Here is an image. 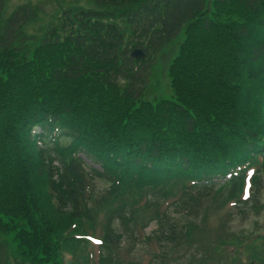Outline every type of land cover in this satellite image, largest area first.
<instances>
[{
    "label": "trees",
    "instance_id": "16d2710c",
    "mask_svg": "<svg viewBox=\"0 0 264 264\" xmlns=\"http://www.w3.org/2000/svg\"><path fill=\"white\" fill-rule=\"evenodd\" d=\"M93 4L64 13L33 46L22 31L31 15L20 7L4 17L0 0V235L13 240L16 264H63L67 251L81 264L76 236L101 218L99 264H122L113 252L137 227L142 192L149 211L173 190L180 200L167 209L184 222L158 213L153 237L160 264H177L169 250L205 220L210 180L264 160V0ZM128 33L149 57L181 37L170 97L144 98L151 59H129ZM231 179L211 204L236 196L242 174ZM94 180L108 184L98 198Z\"/></svg>",
    "mask_w": 264,
    "mask_h": 264
},
{
    "label": "rangeland",
    "instance_id": "374dc122",
    "mask_svg": "<svg viewBox=\"0 0 264 264\" xmlns=\"http://www.w3.org/2000/svg\"><path fill=\"white\" fill-rule=\"evenodd\" d=\"M6 5L9 7L8 11L11 12L15 6L23 4H31L35 6L38 10L36 19L31 24L26 26V31L31 36H36L39 38L43 31H48L50 27L54 26L57 21L56 17L61 11L68 9L82 8L86 9L92 6L91 0H5ZM16 8V7H15ZM121 28V24H119ZM175 53V46L169 48L167 52H163L157 55L152 62V68L150 71V81H148V98H161L168 97L170 95L167 80H166V66L168 61L172 58ZM261 181L259 182L260 190L256 193L257 201L253 204V209H250L247 213L238 214L239 207L227 211L225 209V203L221 202L219 206H214V204L209 203L206 207L207 218L205 220L199 217L196 220V225L192 228L195 235L191 236L187 243L172 250L171 256H180L181 259L178 260V264H188L187 260L189 255L196 258L193 259V264H198L201 260L197 257L198 254L203 253L206 257H214L217 252L199 246V241H206L213 246L221 248L224 255H229L233 250L237 249L235 245L232 244L233 241H226L227 239H233V233L240 234L242 232H247L248 239L257 235L258 229L264 231V172L260 176ZM102 186L97 185V189ZM257 187L255 189V192ZM256 198V197H255ZM218 207V208H217ZM211 209V210H210ZM138 222L147 223L151 217L152 213L150 211H138ZM183 221V220H182ZM155 225L151 224L145 231L148 233L153 230ZM231 229L232 231H228ZM241 237L239 236V240ZM260 241L255 240L251 245L252 248L258 249L260 247ZM134 242H128L127 247L131 248ZM13 245L10 242H3L0 245V264H14L13 259ZM207 252V253H204ZM133 254L125 255L121 254L120 259L127 262H140L144 255H149L151 258L159 254L158 246L149 242L137 246V250L132 251ZM234 255V254H233ZM64 264L67 263L64 260Z\"/></svg>",
    "mask_w": 264,
    "mask_h": 264
},
{
    "label": "water",
    "instance_id": "95a60500",
    "mask_svg": "<svg viewBox=\"0 0 264 264\" xmlns=\"http://www.w3.org/2000/svg\"><path fill=\"white\" fill-rule=\"evenodd\" d=\"M131 56L135 57V58H140V57H142V54H141L140 51L135 50V51L132 52Z\"/></svg>",
    "mask_w": 264,
    "mask_h": 264
}]
</instances>
